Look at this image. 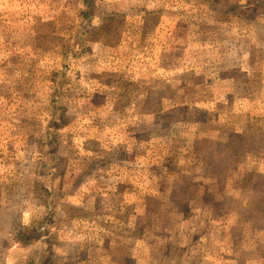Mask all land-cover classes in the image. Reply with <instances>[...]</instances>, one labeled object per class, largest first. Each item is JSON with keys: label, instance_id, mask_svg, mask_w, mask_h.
Segmentation results:
<instances>
[{"label": "rangeland", "instance_id": "rangeland-1", "mask_svg": "<svg viewBox=\"0 0 264 264\" xmlns=\"http://www.w3.org/2000/svg\"><path fill=\"white\" fill-rule=\"evenodd\" d=\"M33 259L264 264V0H0V264Z\"/></svg>", "mask_w": 264, "mask_h": 264}, {"label": "trees", "instance_id": "trees-1", "mask_svg": "<svg viewBox=\"0 0 264 264\" xmlns=\"http://www.w3.org/2000/svg\"><path fill=\"white\" fill-rule=\"evenodd\" d=\"M17 233H18V231H16V235H18ZM20 241H21L22 243H25V244H26V243H29V241H28V240H26V241H24V240H23V241H24V242H23V241H22V238H21V239H19V242H20Z\"/></svg>", "mask_w": 264, "mask_h": 264}, {"label": "crops", "instance_id": "crops-1", "mask_svg": "<svg viewBox=\"0 0 264 264\" xmlns=\"http://www.w3.org/2000/svg\"><path fill=\"white\" fill-rule=\"evenodd\" d=\"M32 262H34V263H32ZM32 262H31V264H35V263L36 264H42V263H39L36 259H33Z\"/></svg>", "mask_w": 264, "mask_h": 264}]
</instances>
